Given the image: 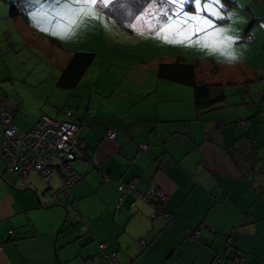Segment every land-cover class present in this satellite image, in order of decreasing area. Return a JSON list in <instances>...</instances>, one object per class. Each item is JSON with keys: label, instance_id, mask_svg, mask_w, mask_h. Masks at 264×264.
Returning a JSON list of instances; mask_svg holds the SVG:
<instances>
[{"label": "crops", "instance_id": "1", "mask_svg": "<svg viewBox=\"0 0 264 264\" xmlns=\"http://www.w3.org/2000/svg\"><path fill=\"white\" fill-rule=\"evenodd\" d=\"M6 5L0 0V21H7L8 31L4 40L0 37V55L17 52V32L31 35L29 22L21 20L24 11L15 6L19 13L11 14L9 7L7 15ZM52 41L64 53L61 72L78 50ZM93 64L74 89L54 86L62 97L55 102L60 108L49 102L48 108L29 111L0 91L12 124L24 131L43 115L67 120L64 109L74 121L87 120L79 131L87 159L72 163L81 176L71 194L82 223L74 214L65 223L66 210L53 196L60 188L57 176L48 184L35 175L23 180L0 161V264H102L99 245L115 254L117 264H218L216 259L233 264L236 257L241 264H264V99L257 103L237 88L231 101L225 94L221 108L201 112L187 86L166 82L133 90L132 81L149 76L145 69L126 74L133 77L129 83L118 89L113 84L106 94L94 85L86 99L78 90ZM121 89L128 95L117 102L112 93ZM110 131L114 139H108ZM131 181L141 195L150 183L163 191L160 208L170 220L152 218L151 206L131 194L119 201V183ZM187 231L198 232L194 241Z\"/></svg>", "mask_w": 264, "mask_h": 264}, {"label": "rangeland", "instance_id": "2", "mask_svg": "<svg viewBox=\"0 0 264 264\" xmlns=\"http://www.w3.org/2000/svg\"><path fill=\"white\" fill-rule=\"evenodd\" d=\"M113 1L97 0L95 5H91V14L84 15L78 0H7L6 14L11 4L20 12L24 11L25 17L21 20L30 23L31 28H28L29 23L26 27L31 35L24 38L17 32L18 40H21L14 46L17 52L1 51L0 91L8 96L9 101L18 100L29 111L48 108L49 102L60 108L55 102L60 104L62 97L58 96L54 86L60 75L58 64L62 63L64 53L55 49L56 43L52 40H57L68 50L95 54L94 68L78 90V94L86 99L90 91H94V85L99 89L102 87L104 90L101 92L105 94L113 84H116V89L119 84L127 85L133 77L127 79L125 76L135 69H145L149 74L143 82L130 83L135 91L155 83H166L156 76L157 63L183 58L189 63L196 59L203 63L211 59L225 72L233 73L226 75L230 82L235 83L224 87L228 101L232 100L237 88L246 89V98L252 96L257 103L263 101L264 3L261 0H122L116 7L115 4L111 6ZM6 23V20L0 21L3 40L8 36ZM165 28L167 31L162 30ZM178 33L189 36L190 40L166 42L165 36L169 40L181 39ZM213 33H218L217 43L228 36L238 39H233L230 44H220L216 50L202 46L205 42H212ZM247 35L251 36L250 41ZM229 45L242 53L240 59L231 63L221 55L230 50ZM202 76L206 83L220 81L207 70ZM221 80L227 79L222 77ZM52 91H55V96H52ZM97 93L100 94V90ZM112 95L119 97L114 98L119 102L128 94L125 91L122 94L121 89ZM57 196L58 200L62 197L61 194ZM71 220L72 215L68 221Z\"/></svg>", "mask_w": 264, "mask_h": 264}, {"label": "built area", "instance_id": "3", "mask_svg": "<svg viewBox=\"0 0 264 264\" xmlns=\"http://www.w3.org/2000/svg\"><path fill=\"white\" fill-rule=\"evenodd\" d=\"M2 99L0 95V160L6 169L23 179L35 175L43 184H48L53 176L60 177L67 196L68 191L79 180L71 163L86 159L85 144L79 136V131L87 125V121L85 119L74 121L73 113L69 109H64L63 114L67 120L56 121L43 116L34 127L24 131L12 124L11 113L2 107ZM115 135L114 131L107 133L108 139H114ZM141 149L144 151L146 147L141 146ZM103 177L107 180L104 173ZM134 185V181L119 184L117 188L120 194L119 201L125 194H131L135 199H140L151 206L154 211L152 218L163 216L170 220L160 208L166 200L163 191L150 183L146 193L141 195L134 192ZM68 202L69 204L71 202L69 197ZM84 230L86 231V228ZM186 235L188 239L194 241L198 232L187 231ZM242 260L241 257H237L233 264H241ZM98 261L102 264H117L115 254L107 253L104 245H99ZM217 262L221 263L222 259ZM87 264L94 263L88 261Z\"/></svg>", "mask_w": 264, "mask_h": 264}, {"label": "trees", "instance_id": "4", "mask_svg": "<svg viewBox=\"0 0 264 264\" xmlns=\"http://www.w3.org/2000/svg\"><path fill=\"white\" fill-rule=\"evenodd\" d=\"M120 2H122V0H114L111 6H113V4H115V7H116V4H119ZM114 10H115V14L114 13L113 14L117 17V15H116L118 13V12L116 13L117 9L115 8ZM10 12H11V14H12V12H14V14H15V12L19 13L17 8L12 4L10 5ZM111 12H113V11H111ZM248 37H250V39ZM246 38L249 41L251 40V36H249V35H247ZM94 58H95L94 53L85 52V51H75L71 55L70 59L68 60L67 64L65 65V67L61 70L60 75L57 78L56 85L62 89H74L77 86V84L79 83V81L82 79L86 70L89 68V66L93 62ZM156 66H157L156 75H157V78L159 80L169 82V83L178 84V85L187 86V87H190L192 89L193 99H194L193 103H194L195 107L201 112H207L210 110L221 108L224 105L225 100H226V95L224 93V86L226 84H233V82H230V80L228 79L229 77L226 76V75H232L233 73L225 72L223 69H221V67L216 62L212 61L211 59L207 60L204 63L200 60H197V59L194 62L189 63L188 61H185L183 58H177L174 62H160V63H157ZM204 70H207V72H210L211 75H213V76L219 77L220 81H217L214 83L204 82L203 76L198 77L199 72H201V71L203 72ZM222 77H224L227 80L222 81L221 80ZM12 114L13 113L11 112V116H13ZM43 116H41V117H43ZM142 146H144V145H142ZM140 150L143 151L141 149V146H140ZM85 152H86V146H85ZM86 159H87V157H86ZM74 162H76V161H73L72 163H74ZM72 163H71V167H72ZM2 164L5 168V171L9 172L6 169L3 162H2ZM97 170H99V167H97ZM9 173H11V172H9ZM78 176H79V180L76 182V184L78 182H80V180H81V176L79 174H78ZM102 176H103V174H102ZM19 178H21V177H19ZM58 178L60 180V188L57 190L56 193L53 194V196H56L58 194L62 195V197L59 201V203H60L59 205L64 207L66 210L65 223L68 221L70 214H74L75 220L78 223H82L83 221L80 218V216L76 210L75 200L71 194V189L76 184L68 191V195L66 196L64 193V188L61 184V179H60V177H58ZM21 179H23V178H21ZM118 194H119V192H118ZM119 196H120V194H119ZM68 197L71 200L70 204L68 202ZM77 216H79V217H77ZM84 228H85V225L82 226V232L86 233L87 230L85 231ZM186 234H187V232H186ZM216 260H219V259H216ZM87 262H86V264H87ZM223 262H224V260L222 259L221 263H218V262L217 263L222 264Z\"/></svg>", "mask_w": 264, "mask_h": 264}, {"label": "snow or ice", "instance_id": "5", "mask_svg": "<svg viewBox=\"0 0 264 264\" xmlns=\"http://www.w3.org/2000/svg\"><path fill=\"white\" fill-rule=\"evenodd\" d=\"M78 2L81 4V9L83 10L82 14H84V15H90L91 14V5H95L97 3V0H78ZM204 23H208V22L207 21H204ZM162 30L163 31H167L166 28L165 29H162ZM178 35L181 36V39L169 40V38L167 36H165V40H166V42H171V43H182V42H185V41L190 40V37L187 36V35H184L183 33H178ZM217 36H218V33H213L212 34V42L211 43L205 42V43H203L202 46L209 47L212 50H216V48L220 44H230L231 43V41L230 40H227L226 38H225V40L219 41L217 43V41H216V37Z\"/></svg>", "mask_w": 264, "mask_h": 264}, {"label": "clouds", "instance_id": "6", "mask_svg": "<svg viewBox=\"0 0 264 264\" xmlns=\"http://www.w3.org/2000/svg\"><path fill=\"white\" fill-rule=\"evenodd\" d=\"M227 40L232 41L233 39H238V37L234 38L231 36L226 37ZM230 50L222 52L221 55L225 57L226 61L231 63L235 62L242 56V53L237 49H232L231 45H229ZM211 54V53H209Z\"/></svg>", "mask_w": 264, "mask_h": 264}]
</instances>
